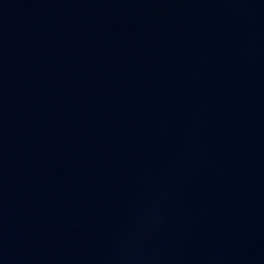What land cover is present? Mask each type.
Segmentation results:
<instances>
[{
  "label": "water",
  "instance_id": "obj_1",
  "mask_svg": "<svg viewBox=\"0 0 264 264\" xmlns=\"http://www.w3.org/2000/svg\"><path fill=\"white\" fill-rule=\"evenodd\" d=\"M0 264H264V0H0Z\"/></svg>",
  "mask_w": 264,
  "mask_h": 264
}]
</instances>
